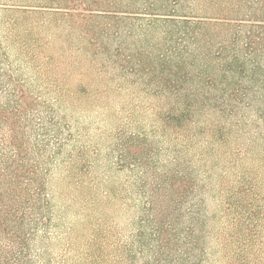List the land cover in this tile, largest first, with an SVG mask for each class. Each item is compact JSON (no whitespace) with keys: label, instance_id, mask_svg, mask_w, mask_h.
Returning a JSON list of instances; mask_svg holds the SVG:
<instances>
[{"label":"rangeland","instance_id":"374dc122","mask_svg":"<svg viewBox=\"0 0 264 264\" xmlns=\"http://www.w3.org/2000/svg\"><path fill=\"white\" fill-rule=\"evenodd\" d=\"M199 19L233 27L197 43ZM261 22L264 0H0V165L16 122L34 264H264ZM222 44L242 70L199 80Z\"/></svg>","mask_w":264,"mask_h":264},{"label":"trees","instance_id":"16d2710c","mask_svg":"<svg viewBox=\"0 0 264 264\" xmlns=\"http://www.w3.org/2000/svg\"><path fill=\"white\" fill-rule=\"evenodd\" d=\"M104 12V11H101ZM166 18L164 20L169 21L170 23L175 22V16L173 15H160ZM155 16V19H158ZM162 19V18H160ZM165 21V22H167ZM189 22H184V27L182 28L184 35L194 36V40L197 43H200L201 37H205L212 29V31L217 28L223 27H233L230 23H221L218 21H204L202 19L196 20L188 25ZM253 29L264 30V23H257ZM209 42V40H208ZM197 46V45H196ZM224 44H222V48L220 51L201 54L198 52V56L195 58L194 63L199 67L198 78L199 80H204L208 74H210V78H216L218 76H222L224 79H228L231 74L239 73L243 66L241 65L240 55L235 53L234 55H227L225 51ZM185 58V56H184ZM187 64L186 59L183 61V65ZM214 81V80H213ZM215 84V85H213ZM210 87H217V81L211 82ZM221 86H224L222 84ZM226 87V86H224ZM218 88V87H217ZM216 88V89H217ZM23 96V95H22ZM23 102L17 103L19 107L22 106ZM19 118L20 114L18 115ZM8 120V119H7ZM10 121V120H8ZM9 124L11 134L13 135L12 141L10 145L7 147L10 148L11 155L10 157L3 154V165L1 162V167H4V172L8 174L7 179L10 178V184L7 185V190L2 189L0 187V264H34L30 257H28L29 251V240L28 234L25 231L26 227V213H25V205H26V193L29 192L28 187L34 188V194L36 195L31 199L32 211L38 215L43 210L41 209V192L43 193V185L38 183V179L35 177L36 174L39 175V168L34 163L31 165V172L33 174V179L31 180V184L29 185V179H26L28 172H26L27 165H29L28 160V152L26 150V139L24 140V135L20 133V127L18 124ZM37 148L41 149L40 146ZM40 151V150H38ZM28 160V161H27ZM1 161V160H0ZM0 167V178L6 177V175H2ZM35 177V179H34ZM26 180V182H25ZM2 185V183L0 182ZM5 186V185H4ZM7 193L10 195L13 194L16 198V202L14 206H8L4 204V197Z\"/></svg>","mask_w":264,"mask_h":264}]
</instances>
